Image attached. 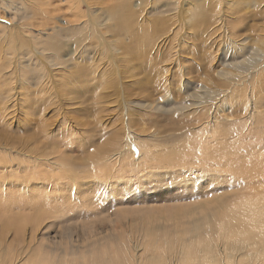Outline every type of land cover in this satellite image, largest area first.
Returning <instances> with one entry per match:
<instances>
[{"label": "rangeland", "instance_id": "rangeland-1", "mask_svg": "<svg viewBox=\"0 0 264 264\" xmlns=\"http://www.w3.org/2000/svg\"><path fill=\"white\" fill-rule=\"evenodd\" d=\"M4 1L10 8L0 10V30L11 31L0 36V63L8 67L10 53L42 42L44 54L19 55V63L33 65L28 77L40 68L28 60L48 64L54 75L45 93L20 76L6 84L17 93H0V207L12 206L0 215L25 222L21 264H145L156 243L168 255L160 232L157 241L145 238L128 223L141 210L216 197L224 209L242 199L264 206V0ZM31 23L45 31L16 36ZM227 35L238 46L233 59L217 50ZM188 168L216 175L191 178ZM110 224L119 225L116 236L104 235ZM92 230L100 234L95 245L82 240ZM262 243L264 236L230 252L231 262L239 255V264H263L264 255L243 256ZM171 259L183 264L178 254Z\"/></svg>", "mask_w": 264, "mask_h": 264}, {"label": "bare ground", "instance_id": "bare-ground-1", "mask_svg": "<svg viewBox=\"0 0 264 264\" xmlns=\"http://www.w3.org/2000/svg\"><path fill=\"white\" fill-rule=\"evenodd\" d=\"M0 2H1L0 3V10H3L4 9V10H7L8 11V9H6V8L7 7L10 8L9 7V4L6 3L4 0H0ZM31 29L34 30V31H37V32L45 31L44 28L34 29L33 28V24L31 23V25L28 26L27 29H24L20 33H16V36L19 37V35H20L22 37L24 36V37L33 38L35 35L29 33ZM215 29H216V27H215ZM0 31H1L0 36L6 37L7 36V32L6 31H9L10 32L11 30L10 29H2ZM219 43L220 44H218V46L221 45V47L217 49L218 52H225V51L226 52H231L232 54L230 53L229 59L230 58L233 59V57H234L233 55L236 54V49H238V46L231 45L233 43H236V41L233 40V35H227V36H225V38L223 39V41L222 42H219ZM212 46H214V45H212ZM216 46L217 45H215V47ZM48 49H49V46L47 44L42 43V42H39L36 46H33L26 53H23V52L10 53L9 55L11 56L10 57L11 58V61H10L11 64L7 67V64L5 63L6 61H3L2 63H0L3 66V67L0 66V93H2V94L5 93L7 95V97H10L12 94L17 93L15 91V89H14L13 86H10L8 88V86L6 87V84H8V82L10 80H13V79H15L14 82H17L18 83L19 76L21 77V82L22 83H25V82L30 81L31 84H36L35 87H34V92L36 94L45 93L48 90V88H49L48 85H47V81L49 80L48 78H51V77L54 76L53 73H51L50 70H49V67L50 66L48 64H44L43 65L39 61L36 62L34 60H28L27 61L28 66H30L31 63L33 62L34 64L37 63L39 65V67H40L39 70H34L32 68L31 71H30V75L28 77L27 74H26L27 72L24 73L25 72L24 70L26 69L27 66L25 67V65L19 63L20 62L19 55L24 58V55H26V54H34V53L44 54V52L47 51ZM154 50L156 51V49H154ZM257 50L258 51L259 50H263V48L257 47ZM261 55H264V54L262 53ZM2 59H4V58H2ZM252 63H253V66H254L257 63V61L253 62L251 60L248 64L249 65H252ZM52 64H54V63H52ZM11 65H12V67H10ZM32 66L33 65H31V67ZM31 67H29V68H31ZM2 70H4V71H2ZM73 72H74V70H70V74H68V75H71ZM60 75L63 76L64 74L61 73ZM70 77H72V76H70ZM75 77H77V76H75ZM69 79H71V78H69ZM26 91H24V92H18V94L20 93V94L23 95ZM1 116H2V114H1ZM209 144L210 143H207V145H209ZM207 147H209V146H207ZM209 155H210V153H209ZM181 156L182 155H180L179 157H181ZM179 157L177 156V158H179ZM222 157H223V155H222ZM58 158H60V157H58ZM83 159L81 161H83ZM45 160H48V159L46 158ZM170 160H172V158ZM182 161H184V159H182ZM185 161L182 162V163H185ZM132 162H134V161H132ZM164 162H167V161L165 160ZM54 164H56L57 167H62V164L61 163L56 162ZM215 165L219 166L220 164L217 163ZM33 166H34V164H33ZM211 166H213V165H211ZM0 167H2V166H0ZM37 167L35 169H37ZM194 168H196V167H194ZM42 169H44V168H42ZM167 169L170 170V168H167ZM179 169L181 171H183L181 168H179ZM184 171L185 172L187 171V173L185 174V176L191 177V178L194 177V176L197 178L198 175H202L204 177H207L208 174L209 175H212V174L214 175L215 174V173H212V172L211 173H206V172L204 173V171H202V170L201 171L200 170L195 171V169H192V168L185 169ZM32 173H33V175L35 174L34 172H32ZM86 174H88V173H86ZM34 176H35L36 179L39 177L38 174H36ZM202 176H199L198 178H201ZM28 177H30V176H28ZM193 183H195V182H193ZM56 196H58V195H56ZM209 199H207L206 201H208ZM214 199H215V201L213 202L212 200H214ZM214 199L212 198L210 201H208L206 203H201L200 204V202H199L198 205H195L193 207H184L183 206V207H176V208H168L167 210H162V211L159 210V212L156 211L157 213L154 210H153L154 213L153 212H147V211H142L141 210L140 213H138L137 215L135 214V216H133V218L130 219V217H129L130 221H128V223L129 224H132L134 227H137V229L138 228L139 229L141 228L142 230H144V232H145L144 233V237L145 238L146 237H151V238H155L156 241H157L158 237H161L162 236L163 245H166V248L165 249H167V251H166L167 252V255H168L167 257H165L166 254H163L161 251H159V247H160L159 244L156 243V245L154 244L155 246L154 245L153 246L152 245L150 246V244H151L150 243L149 244L150 247L148 246L149 248L147 249V253L145 254V262L147 264H171V263L174 264V262H172V259L173 258L171 259L170 262H167V259H168L169 255L170 256L171 255L172 256H175V254H178L179 255V258H180V262L182 261L183 264H218L217 260H221L222 261V264H239V262H238L239 255L234 257V259L232 261L234 263H232L231 262V260H232L231 257H233V255L230 252L239 251L240 249H243V251H244V249H246L248 246L249 247H251V246L254 247V246H256V244L258 243V241L264 236V223H263V219H264V206H262V205L259 206L257 203H255L254 201H252V199L251 200L250 199H242L236 205L233 204L234 206L231 205V207L228 206L229 208L226 207L224 209L223 206H221V201H220L221 199L219 200L218 197H216ZM11 207L12 206L9 205V207L7 206L5 209H4V207L3 208L0 207V209H4L3 212H7L8 213V211H10L12 209ZM0 213H1V211H0ZM2 214L0 215V250H1V254H0V264H21L20 262L23 260V258L22 259H19V255L17 254L19 252L16 253V249H17L18 245L23 244L24 241H25L24 240V237H25L24 236V229H25L24 227L25 226L23 224L24 221L23 222L21 220H20L21 222L18 221L17 219H15L13 217L15 214H12V213H11L13 215V216L11 215L12 217H9L10 216L9 214H8L9 216H6L7 214L5 216H3ZM118 216L121 217L122 219L125 218L122 213H119ZM38 217H40V216H38ZM30 222L33 225L32 221H30ZM122 224L123 223L121 222L120 226ZM36 225L37 224H35V226ZM35 226H34V228H31V230H34L35 231V228H38V227H35ZM108 227L109 228L106 230V233L103 232L104 235L106 234V235H109V236H116V232L119 229V225L110 224V226H108ZM157 232H160V235L161 236H159ZM90 233L91 234H88L86 237L83 236L82 240H84L87 244L88 243L89 244L90 243L91 244L92 243L94 244L95 241H97V239H99L98 238L99 237L98 235H100V234L99 233L97 234L96 231H94V230H92ZM172 233H174V235H172V236H175V234H176V238H177V235H178V240H177L178 242H176V244L174 242V244H175L174 246L171 243L169 245V241H168V240H170V235ZM8 235H9V239H8ZM104 235H102V236H104ZM117 235H118V233H117ZM10 237H12V238L10 239ZM100 238L102 239L103 237H100ZM164 242H165V244H164ZM86 243H85V245H86ZM134 243H137V242H133V244ZM41 244H43V243H41ZM57 244H59V242L56 243V244H54V246H56ZM82 244L84 245L83 242H82ZM259 244H260V242H259ZM136 245H133V247L135 249H136ZM160 245H162V244H160ZM61 247H62V245H61ZM84 247H86V246H84ZM22 248H21V250H22ZM25 248H26V246H25ZM161 248H164V246H161ZM2 250H4V251H2ZM257 251L258 252H256V253H250V254H247V253L243 252V253H245L243 256L244 257L250 256V258H255L256 254H257V257H259V259L262 258V255H264V247H262L260 250L258 249ZM239 252H242V251H239ZM23 253H25V252H23ZM105 254H107V253H105ZM65 256H68V253ZM105 257H106V255H105ZM107 257H109V255H107ZM119 257H120V255H119ZM131 259H133V261L136 260V258L134 259V256H131ZM138 259L139 258H137L136 261H138ZM66 260H68V259H66ZM142 260H144V258ZM112 261H113L112 258H111V260L108 259V258H105L102 262H100V261L96 262V261H93L92 260L90 262V264H112ZM115 262H117V264H121V261L118 262V260H116V261L113 262V264ZM260 262H262V261H260ZM57 263H56V260L54 258H48V259L46 258V260H45V258H44V260L40 259V260H38V261H36L34 263H28L27 262V264H57ZM64 264H86V263L84 261L83 262H77V263H74L73 261H66Z\"/></svg>", "mask_w": 264, "mask_h": 264}]
</instances>
